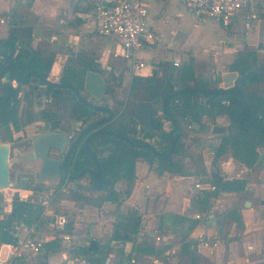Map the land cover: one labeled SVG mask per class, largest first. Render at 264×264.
<instances>
[{
  "label": "crops",
  "instance_id": "1",
  "mask_svg": "<svg viewBox=\"0 0 264 264\" xmlns=\"http://www.w3.org/2000/svg\"><path fill=\"white\" fill-rule=\"evenodd\" d=\"M145 1L149 23L156 32L157 41L138 52V59L145 62L146 67L136 74L162 76L167 68L171 73L191 63L197 80L205 78L199 82L201 86L219 88L227 72L234 70L239 77V70L233 67L236 63H240L241 67L251 62L255 64L254 56H257V66L264 64V13L247 29L242 11L234 16L229 25H224L211 17L198 19L182 0ZM0 13L11 16L10 24L0 26V45H6L10 51L13 42L8 44L7 41L12 29L16 26L31 28L28 46L34 51L46 49L54 52L55 61L50 73L55 76L49 73L52 80L60 79L59 75L63 74L69 62L77 70L91 64V68L101 73L103 62L111 63L106 66L109 70H115L114 67L122 64L126 67L125 72L132 74L131 80L135 74L131 60L121 55V46L97 33L92 6L87 0H0ZM13 44L17 56L20 47L26 43L18 40ZM174 61H179L180 65L175 66ZM202 94L200 99L208 101L210 96ZM158 101L157 112L165 130L170 131L174 126L162 109V100ZM122 109L117 113L113 109L114 119L122 113ZM175 118L182 128V151L174 152L171 158L138 156L132 185L129 187L128 180L121 178L114 186L118 200L107 199L109 191L105 186L95 189L87 175L82 180L88 181V194H84L81 188L73 189V181L57 187L58 192L61 188V191L71 194L74 201L83 200L84 204L80 202L82 215L77 217H69L66 212L60 211L69 218L68 232L72 239L70 243L61 240L70 245L69 248H61L44 257L46 264H64L72 253L97 259L112 255L118 264L122 257L123 261L128 260L132 264H153L156 258L171 264H224L226 260L264 264V167H258L257 162L250 168L235 158L232 152L222 153L215 159L220 145L218 140L221 141V136L227 134L232 125L227 115H218L214 122L203 116L200 128H192L194 133L187 137L186 120L179 116ZM69 122L72 124L70 119ZM205 124L207 129L203 130ZM214 124L225 125L227 131L219 134L215 141L205 142V137L214 134ZM131 134L135 139L154 141L143 135L128 133ZM190 137L199 140L194 141ZM154 138L156 143H151L162 151L160 138ZM114 145L111 144L110 148ZM215 175L220 176L221 184L245 179L246 185L240 191L221 186L212 190L208 184L217 186ZM198 182L205 185L196 188ZM69 187L71 192H68ZM48 188L54 189L38 186L20 189V194L22 197H33L32 192L44 193ZM247 201L249 206H246ZM62 202L68 203L67 200ZM0 208L1 217L8 211L5 212L4 206ZM134 210L141 217L136 232V222L131 215ZM234 210L239 220L230 213ZM200 235L211 242L210 247L203 244ZM93 242L99 247L91 246L84 252L76 249L89 247ZM30 260L21 264H29Z\"/></svg>",
  "mask_w": 264,
  "mask_h": 264
},
{
  "label": "trees",
  "instance_id": "2",
  "mask_svg": "<svg viewBox=\"0 0 264 264\" xmlns=\"http://www.w3.org/2000/svg\"><path fill=\"white\" fill-rule=\"evenodd\" d=\"M32 29L25 26H16L10 33L7 43H15L20 40L30 45L29 39ZM15 59L20 62L25 71L34 70L39 72L44 77H48L52 65L55 61L54 52L50 50L35 51L34 54L25 47H20ZM235 70H239V77L236 79V84L242 89L244 98L248 103L250 109L255 116L260 120L264 118V92L260 89V85L264 78V64L257 66L250 70L251 65L241 67L240 63L233 65ZM91 68L90 65H85L84 69L77 70L73 67L71 62L66 65L60 80L64 82H74L77 87L83 88L84 77L86 69ZM16 67L11 68L12 76H15ZM167 68L166 72L162 76L149 75L143 76L140 74H134L131 80L128 96L122 104V113L113 119L110 123V127L114 130L128 135V133L140 134L142 133L145 138H154L157 134L145 126L141 125L134 117L133 111L137 101H158L167 96L169 92H172L179 88L201 86L197 80L193 65L185 64L180 69L171 73ZM208 86V85H203ZM41 87V88H40ZM29 95L27 99L34 102L38 106L45 104L46 99L53 98L56 102L61 99L66 100L67 109L70 112L69 119L83 120L87 122L96 113V110L91 108L82 102L75 92L70 88L53 87V86H38L30 85ZM68 96H64L66 91ZM65 91V92H64ZM10 94H0V127L4 123L12 121L17 123L18 119L13 111H10L11 101L14 99L13 90L10 88ZM202 92L192 91L185 92L178 95H174L168 101L169 111L175 116L184 120H190L191 122L199 123L203 116H208L213 122L218 115H227L232 125L229 127V132L221 136V141L217 155L222 154L226 149H231L235 158L239 159L246 166L253 168L260 158L259 148H264V133L255 125L251 117L241 106L238 100V93H229L224 98L216 95H211L208 101H203ZM43 118L51 119L57 128H61L62 122L60 119H55L53 116H58L57 113L50 115L41 107ZM7 118V119H6ZM61 124V126H60ZM60 126V127H59ZM153 126L155 129L161 131L158 136L160 138L161 150L167 152L170 149L174 135L176 133L175 128L170 131H166L162 119L158 116V112H153ZM18 127V126H17ZM141 140V139H139ZM184 144L182 137L178 139L174 152L182 151ZM136 149L127 143H119L114 145L113 148L107 147L101 154L100 165L103 173L106 177L105 189L109 191L107 199L116 201L119 196L114 186L121 178H126L129 182V187L135 180V162L138 156H142L141 150ZM107 152V154L105 153ZM151 159V158H150ZM75 168L79 169V163L75 164ZM220 176L215 175L216 187H222L232 190H242L246 185L245 179H237L235 182L227 181L222 184ZM35 208H38V213L35 212ZM40 205L24 201L20 199L13 200V207L10 212H7L5 219H0V244L4 241L12 240L9 235L7 226L4 225V220H11L14 217L22 215L26 212L28 214L27 221L29 223L34 222L42 211ZM0 208V214H1ZM237 219V211H231ZM136 224L134 225V231L136 232L140 223V214L134 210L131 212ZM239 220V219H238ZM127 238V237H126ZM91 246H98L96 242L91 243L89 247H79L77 250H87ZM62 247L61 239L57 238L45 243L44 245V257L46 258L50 253H54L60 250ZM86 252V251H85ZM123 257L119 260V264L123 261ZM46 264V261H44Z\"/></svg>",
  "mask_w": 264,
  "mask_h": 264
},
{
  "label": "water",
  "instance_id": "3",
  "mask_svg": "<svg viewBox=\"0 0 264 264\" xmlns=\"http://www.w3.org/2000/svg\"><path fill=\"white\" fill-rule=\"evenodd\" d=\"M23 47L27 48L34 54L35 51L30 46L23 44ZM15 57V47L13 43L11 44L10 51L6 45H0V78L3 74H5V78L9 79L10 75L12 76L11 68L16 67L17 69L15 76L20 83H26L28 78L33 76L37 78L38 83L40 82L53 87L70 88L86 105L90 106L94 110L100 111L102 114L106 113L105 116L91 121L84 128L83 133L99 125L103 126L113 119V108L108 103L100 104L107 89V81L101 72L94 68H90L86 71L84 77L83 89L94 97L95 102H93L82 94L81 89L77 87L74 82H64L60 79L52 80V78L49 76L44 77L39 72L34 70L25 71L22 64L18 62ZM237 77V73L234 70H231L224 74L223 85L219 88H205L203 86L184 87L176 89L167 94V96L162 101V109L176 130L170 149L167 152L160 151L157 146L151 142L134 139L116 131L100 128L95 132H92L86 140V147L88 148L89 153L95 159V169L86 167L78 170L75 167H68V161L72 151L78 145L81 136L76 138L69 145V134L66 131L50 128L33 136L31 141L25 146H13L8 141H2L0 142V191L5 188L15 187L16 190L14 192L13 199H18L20 196V189H29L38 186L56 188L60 185L63 177H66L67 179L74 182L72 184L73 189L81 188L84 194H88V181L82 180L84 174H87L89 181L92 180V186L95 189L104 188L106 177L100 166L97 155L89 147L90 139L99 134L109 135V138L105 140L106 143H127L136 147L138 151L141 150V154L145 156L155 155L161 159L171 158L172 154L174 153L176 143L181 136L182 128L175 116L169 111L167 104L174 95L185 92L198 91L204 93L207 96L216 95L217 98L220 96L226 98L227 94L233 92L238 93V100L240 101L241 106L251 117L255 125L264 133V118L260 120L250 109L244 98L242 89L235 82ZM204 79V77L198 78V82H201V80ZM159 104V101H137L133 111L135 119L141 125L155 132L157 136L161 134V131L155 129L153 126V112L158 110ZM186 125L191 128H200V124L195 121L191 122L190 120H187ZM202 129L206 130L207 125H203ZM226 131L227 127L222 124H214L212 127V132L214 134H223ZM214 147L217 148V146ZM51 149L59 151V156H51ZM261 150H263V147L259 148V151ZM64 153H66L65 157L62 158ZM77 170L78 172H75ZM20 175H33L35 177V182L32 184L27 181L21 183L19 180ZM249 205L250 202L247 201L246 206ZM213 216L214 215L211 214V218H213ZM4 225L8 226L9 220H4ZM122 264L132 263L128 260H125L122 262Z\"/></svg>",
  "mask_w": 264,
  "mask_h": 264
},
{
  "label": "built area",
  "instance_id": "4",
  "mask_svg": "<svg viewBox=\"0 0 264 264\" xmlns=\"http://www.w3.org/2000/svg\"><path fill=\"white\" fill-rule=\"evenodd\" d=\"M92 6L94 24L99 35L111 38L122 48L123 58L131 60L132 71L136 74L146 67V63L138 59V52L149 45L155 44L157 35L148 19V5L145 0H87ZM186 7L198 18H215L224 25H229L238 12H244L245 27L251 28L262 13H264V0H182ZM11 23L9 14L0 13V26ZM175 66H179V61H174ZM205 185V184H204ZM198 182L196 188L204 186ZM212 190L215 185L208 184ZM21 192V191H20ZM13 196L8 205L4 206L5 212H10L13 207ZM24 196V195H23ZM24 196L20 194V200L38 201L44 208L42 215L50 213L52 197L39 194L34 196ZM201 217L200 214H196ZM52 227L46 235H42L39 222L30 224L26 212L18 217L9 220L7 230L12 237L10 241L0 244V264H21L25 260L37 257L43 252L44 245L50 240L60 238L62 241L70 243L72 235L68 232L69 218L63 213L53 214ZM0 219H5L2 215ZM42 233V234H41ZM203 244L211 246L209 240ZM217 245V243H214ZM257 261L237 263L226 260L224 264H255ZM64 264H118L112 255L104 259L89 258L81 255H72L66 258ZM153 264H171L161 258H156Z\"/></svg>",
  "mask_w": 264,
  "mask_h": 264
},
{
  "label": "rangeland",
  "instance_id": "5",
  "mask_svg": "<svg viewBox=\"0 0 264 264\" xmlns=\"http://www.w3.org/2000/svg\"><path fill=\"white\" fill-rule=\"evenodd\" d=\"M254 57H255V64H253V62L250 63V65H251L250 70L257 67L258 59H257V56H254ZM108 64H111V63H109V62L101 63L102 73H103V75L107 81V89H106L105 95L103 96V99L100 102V104L108 103L110 106L113 107V109L117 113L122 108V104L124 103V101L126 100V98L128 96L132 74L125 72L126 71L125 65H122V64L117 65L116 67H114V68H116L115 70H109L106 68V66ZM54 73L56 74V72L53 70V74ZM50 75L55 76V75H52L51 73H50ZM60 77L61 76L59 75L58 78H60ZM29 88H30L29 84H24L22 86V90H21L20 94L17 96L16 100L13 103L15 106V109H16V114L18 117V125H19L20 129L14 130V129H12L13 128L12 126H11L12 128L11 127L8 128L5 125L1 126L0 127V142L7 140L11 136V134L13 135V137H24V138L29 139V141H31L30 136L35 135L37 133V131H39V129H42L43 127L47 126V123L45 122L46 120L43 118V113H42L41 107H43L44 110L46 112H48L50 115L57 113L58 116H53V117L55 119H60L61 122L63 121L62 122L63 127H67L65 125H68V123L71 124V122H69L70 112L67 109L66 100L61 99V101H59V102H56L55 100L51 101V102L45 101L44 105L38 106L34 102V99L32 102H30L27 99V96L29 95V91H30ZM80 89H81L82 94L87 99L95 102V99L93 96H91L83 88H80ZM260 89L264 90V78H263V81L260 85ZM5 90H6L5 81L0 78V94H4ZM262 94L264 95V92ZM68 95H69V93L66 91L64 96H68ZM158 116L161 118L159 113H158ZM70 120L71 121L73 120L72 121L73 124L77 123V120H74V119H70ZM228 125L229 124H227V126ZM60 126H61V124H60ZM208 126H210V125L208 124ZM184 129H185V127H184ZM186 129H188L186 131V134H187L186 137L189 134L194 133L193 132L194 130H192L191 127H187ZM10 132H11V134H10ZM208 133H210L209 130H208ZM139 135L142 136L143 134L140 133ZM218 136H220V135L219 134H217V135L210 134L209 137H207V138L205 137V139H203V140L205 142L209 141L211 143L212 141H215V139L218 138ZM151 139H154V141ZM189 139L194 140V141L199 140V138H197V139L193 138L192 139V137H190ZM200 139H202V138H200ZM150 140H149L150 142L153 141L154 143H156L155 138H150ZM218 142L220 143L219 140H218ZM16 144L12 143L11 145L16 146ZM205 145H206V143H205ZM205 145H204V148H206ZM231 152H232L231 149H226L223 152V154H230ZM219 156L220 155L215 157V159H218ZM257 166L262 167V168L264 167V151L263 150L260 151V158L258 160ZM57 189H58L57 187L54 189L48 188L47 190L44 191V193H42V192L38 193L37 191H36V193H34L35 194L34 196H37L39 194H45V196L52 197L51 208L49 209L50 213L47 212V214L42 215V213L44 212L43 211L44 208L41 205V203H38V201H36V199L31 202V203L40 205L43 208L42 211L40 212V214L38 215V217L34 220V222L30 223V224H35V223L39 222L38 229L40 228L41 232L43 233V234L41 233L42 235H44L45 233H49L50 227H52V222H53V218H54L53 214H55V213L57 214V213H60V211H63V212H66L69 215V217L70 216L77 217L78 215H82V210H80L79 204H80V202H82L84 204V201L83 200H79V202L74 201L73 198L71 197V194L67 193L66 191H61V188H60V192H58ZM14 190H16V188L11 187V188H5V189L0 191V206L8 205V203L10 202V199H12V194H13ZM39 191H42V189ZM32 198L34 199V197H32ZM63 200H67L68 203H63L62 202ZM61 203H62V205H61L62 207L59 206V204H61ZM71 206H73V208H71ZM34 210H35V212H33V214L38 213V208H35ZM3 214H4V216H6L5 213H3ZM73 220H75V218H73ZM204 239H206V238L204 237ZM206 240H208V239H206ZM61 243H62V247H61L62 250L67 249L70 246L64 242H61ZM43 254L44 253H41L37 257L32 258L30 260L29 264H41V263H43L44 262V255ZM72 255H75V254L72 253L71 256Z\"/></svg>",
  "mask_w": 264,
  "mask_h": 264
},
{
  "label": "flooded vegetation",
  "instance_id": "6",
  "mask_svg": "<svg viewBox=\"0 0 264 264\" xmlns=\"http://www.w3.org/2000/svg\"><path fill=\"white\" fill-rule=\"evenodd\" d=\"M5 74L2 75L1 79H3L5 81L6 84V90L4 94H10V88L13 90L14 93V99L16 100L17 96L20 94L21 90H22V86L24 84H29V85H38V86H42V87H46L48 85L46 84H42V83H38L37 78L31 76L30 78H28V81L26 83H20L19 80H17L16 76H11L9 79H6ZM11 101V107L9 108L10 111H13L16 114V109L14 106V101ZM54 101V99L51 97L49 99H46V102H51ZM124 108V107H123ZM106 113L102 114L100 111L96 110V113L92 116V118L90 120H87V122H84L83 120H77L76 124H69V125H65L67 127H61V128H57L55 124H53L51 119H45L47 126L43 127L42 129H39V131H37L36 134L46 131L50 128L53 129H61L63 131H66L69 134V145L79 136H81L80 141L78 142V145L74 148V150L72 151L71 155L69 156V161H68V167L74 168L76 163H79L80 165V169L82 168H86V167H90L95 169L96 167V163H95V159L92 157V155L89 153L88 148L86 147V140L88 138V136L92 133L95 132L96 130L103 128V129H107V130H111V131H116L113 128H111L109 125L111 122H113V119H111L107 124L103 125V126H97L93 129H90L89 131L83 133L84 128L93 120L101 118L103 116H105ZM17 116V114H16ZM95 116V117H94ZM7 119V118H6ZM18 119V117H17ZM73 121V120H72ZM7 126L8 128L11 127L12 129L16 130V129H20L18 122L17 123H13L12 121L8 122L7 124L4 123L1 126ZM15 125V126H14ZM18 126V127H17ZM79 127V128H78ZM118 132V131H116ZM83 133V134H82ZM120 133V132H118ZM11 134V132H10ZM35 134V135H36ZM122 134V133H121ZM33 135V136H35ZM124 135V134H123ZM33 136H30V138H32ZM127 136H134L133 134L131 135H127ZM109 138V135L106 134H99L97 136H94L93 138L90 139L89 141V147L95 152V154L97 155L98 159H99V163H100V159H101V154L103 153V151H105V148L109 147L111 144H115V143H106L105 140ZM135 139V137H132ZM139 139V138H138ZM4 141H8L11 144L13 143H17L16 146H25L27 145L30 141L27 138L24 137H13V135L11 134V136ZM119 144V143H118ZM136 148V147H134ZM51 156L53 157H58L59 156V151L51 149L50 151ZM65 154H63V157H65ZM101 166V165H100ZM75 171V172H78ZM87 174H84V176ZM83 176V177H84ZM19 180L21 183H23L24 181H27L29 183H33L35 182V177L33 175H29V176H25V175H20L19 176ZM69 182H71V180L67 179L66 177H63L60 186H64L67 185ZM72 189L71 187L68 188V192H71Z\"/></svg>",
  "mask_w": 264,
  "mask_h": 264
}]
</instances>
